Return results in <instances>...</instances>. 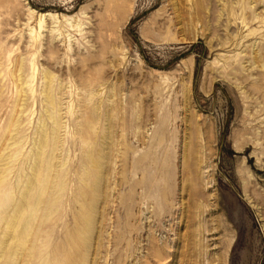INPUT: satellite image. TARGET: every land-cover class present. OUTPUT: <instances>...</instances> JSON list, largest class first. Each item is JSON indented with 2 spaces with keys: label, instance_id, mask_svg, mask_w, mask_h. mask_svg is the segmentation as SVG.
<instances>
[{
  "label": "rangeland",
  "instance_id": "1",
  "mask_svg": "<svg viewBox=\"0 0 264 264\" xmlns=\"http://www.w3.org/2000/svg\"><path fill=\"white\" fill-rule=\"evenodd\" d=\"M0 65L43 160L0 264H264V0H0Z\"/></svg>",
  "mask_w": 264,
  "mask_h": 264
},
{
  "label": "bare ground",
  "instance_id": "2",
  "mask_svg": "<svg viewBox=\"0 0 264 264\" xmlns=\"http://www.w3.org/2000/svg\"><path fill=\"white\" fill-rule=\"evenodd\" d=\"M51 15H52L51 13L41 14L42 18H48V17L50 18ZM22 71L23 70L21 69L20 74H23ZM1 74L2 73L0 72V76ZM23 76L24 75H20L18 77L17 75L14 76L17 79H20V88L22 89L19 95L25 92L26 90L25 86L28 84V82L25 81V79H23ZM52 76L53 75H48V74H46L45 76V79L48 80L47 85H46L47 86L46 98L49 104L48 108H49V111H51V114H52V111H54L56 108V102H55V97H54L55 95L48 92L50 88V84L53 83V82H50V80H52ZM4 94H5V91L3 90V87H2V80H0V103L3 101ZM26 102L27 100L26 101L18 100L14 105L13 114L17 112L18 107L20 106L24 107ZM50 117L51 119L55 120V117L53 115H50ZM1 121H2V114L0 111V126H1ZM19 122L20 121H17L15 116L11 117L7 125V128H6L7 129L6 134L8 135H4L3 137H0V225L2 224L3 226L5 225L7 227V230L11 231V234L9 235L8 243L6 242V245L7 246L9 245V247H11L10 245L14 244L13 249L17 247L19 248L21 245L29 242L28 238H29L30 233L32 232L31 231L33 228L32 222L34 221L36 214L30 212V214L28 213V216L26 217V219H23V217L25 215L26 209L33 208V205H32L33 203H31V194L36 187L35 183L41 173V169L43 165V160L38 158L35 162H33L32 167H31L33 171V177H28V176L19 177L17 182L19 184L21 182H24L26 184L24 188L19 189L20 185L17 184V182L14 183V185H12L11 176L12 174H14L15 163L17 162V155H18L17 152L19 149L18 146L21 143L20 139H18V133H17L20 127ZM55 123L57 124V128H58L57 130H59L60 128H59L58 121L56 120ZM47 131L48 130L43 131L42 136H41L42 137L41 141L39 142L41 143L38 149L39 157L44 156L46 149L48 148V143H50L51 141L49 140V136H47L46 134ZM57 145L58 144L54 142L53 150H56L58 148L56 147ZM48 168L52 169V166H49ZM17 190H19L20 192L21 200L19 196L16 195ZM43 193H44V188H41L40 194H43ZM4 235L7 237V234H4ZM1 246H0V249H1ZM29 250L31 249L29 248ZM5 255L6 254H3V253L0 254V263L3 260V257Z\"/></svg>",
  "mask_w": 264,
  "mask_h": 264
}]
</instances>
